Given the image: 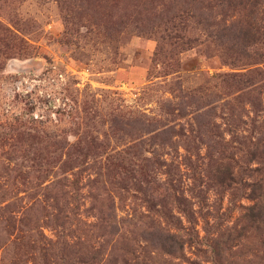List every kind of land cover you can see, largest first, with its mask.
<instances>
[{
  "label": "rangeland",
  "instance_id": "rangeland-1",
  "mask_svg": "<svg viewBox=\"0 0 264 264\" xmlns=\"http://www.w3.org/2000/svg\"><path fill=\"white\" fill-rule=\"evenodd\" d=\"M253 1L0 0V264H33L22 233L54 238L56 216L121 263L150 206L178 213L184 196L211 224L226 212L216 169L241 174L264 138V0ZM225 218L217 233L240 215ZM255 235L241 264H264ZM204 251L151 262L211 264Z\"/></svg>",
  "mask_w": 264,
  "mask_h": 264
},
{
  "label": "trees",
  "instance_id": "trees-1",
  "mask_svg": "<svg viewBox=\"0 0 264 264\" xmlns=\"http://www.w3.org/2000/svg\"><path fill=\"white\" fill-rule=\"evenodd\" d=\"M224 1L228 3L237 1L238 3L240 0ZM244 1L246 0L242 3ZM247 1L251 2V0ZM256 2L258 0L253 1V3ZM230 76L236 79L246 75L236 73ZM250 143L251 148L246 160L249 166L245 167L241 174L239 169L235 171L234 167L227 163L216 169L217 185L232 192L229 206L222 216L235 212L240 215L231 227H225L226 232L224 233H217L221 220L227 221L226 218L222 219L219 212L213 216L214 223L211 224V219L207 214L203 215L201 211H197L193 202L188 198L179 196L175 202L178 213H173L169 209L166 200L162 203L165 212L158 211L154 205L149 207V216L143 217V221L140 222L148 219L146 225L149 226L144 228L141 241L134 239L130 244L127 254L131 258H123L121 263L118 262V258H114L113 253L105 259L107 253L94 250L92 238L84 239L82 237L84 234L76 233L72 228L74 219L68 216L63 219L56 216L57 228L60 229H55L54 238L48 237L44 231L38 229V226L25 229L21 236L23 248L26 249L27 254L31 253L33 264H150L149 261L156 259L153 256L186 260L187 246L204 248V253L207 254L204 258L211 264H241L246 251L252 249L250 245L243 243V240L248 238L247 231L252 230V234H256L255 246L256 244L264 246V138H258ZM220 159L234 160L232 157L223 156V153H220ZM255 161L258 162L256 167L252 165ZM186 167L192 170L193 180L197 183L196 168H193L189 158H187ZM3 198L0 194V203ZM244 200L249 204H243ZM200 219L205 223L203 228L206 236L203 238L200 237L201 232L198 228ZM184 221L187 222V226H184ZM239 223L242 224L241 228H239ZM111 228L116 229L113 224ZM23 259V262L28 264L25 254H23ZM189 263L195 264L190 261Z\"/></svg>",
  "mask_w": 264,
  "mask_h": 264
}]
</instances>
